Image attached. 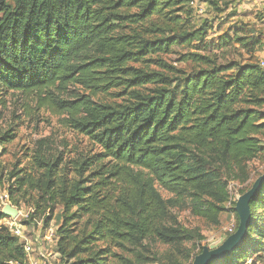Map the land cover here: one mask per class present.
Segmentation results:
<instances>
[{
  "label": "trees",
  "instance_id": "obj_1",
  "mask_svg": "<svg viewBox=\"0 0 264 264\" xmlns=\"http://www.w3.org/2000/svg\"><path fill=\"white\" fill-rule=\"evenodd\" d=\"M206 2L217 11V1ZM191 4L0 0V92L35 95L40 109L99 148L70 159L52 154L41 139L30 168L8 174L12 206L36 193V211L62 207L56 250L63 264H145V240L166 246L191 240L189 231L163 224L169 208L187 195L193 215L217 225L228 192L205 167L235 164L243 171L264 151V69L258 62L218 65L190 52L183 61L194 71L172 85L173 68L154 60L205 38V26L184 24L192 18ZM263 36L264 30L254 40L259 52ZM228 43L223 39L221 47ZM68 85L84 93L63 98ZM11 140L9 133L0 135V145ZM158 188L173 198L165 200ZM252 201L250 207L264 204V185ZM257 228L248 224L247 240L221 264H237ZM26 259L23 245L0 225V264Z\"/></svg>",
  "mask_w": 264,
  "mask_h": 264
},
{
  "label": "rangeland",
  "instance_id": "obj_2",
  "mask_svg": "<svg viewBox=\"0 0 264 264\" xmlns=\"http://www.w3.org/2000/svg\"><path fill=\"white\" fill-rule=\"evenodd\" d=\"M206 1L192 0L191 6L194 10L192 18L184 21L185 26L189 28L197 29L205 26L207 28L205 38L189 47L183 45L172 47L169 53L154 57L155 61L163 62L164 65L173 68L175 73H168L172 85H175L181 76L187 77L194 71L192 64L183 61V56L190 52L211 56L218 65L233 63L236 66H242L256 64L259 60V51L257 46H254V40L264 30L263 2L260 0H215L218 5L216 11ZM136 30L142 31L143 28ZM223 39L229 40V43L221 47ZM151 66L154 68L155 65ZM75 93L84 92L77 85H68L62 97L67 98ZM98 98L105 102H119L109 96L99 95ZM35 100V95L0 92V135L9 133L12 136L10 142L0 145L2 176L0 213L5 204L11 205L7 194L8 174L14 170L30 168L29 161L39 140L47 139L48 148L52 154L56 156L63 154L65 158L70 159L99 151V148L85 137L63 127L60 118L52 111L40 109ZM262 111L264 112V108ZM259 139L264 148V139L262 137ZM190 161L193 159L191 158ZM205 169L212 170L219 182L225 184L228 192L225 211L219 215V223L215 226L209 225L202 218L193 215L192 199L185 195L181 206L169 208L168 216L163 224L189 231L191 240L182 241L176 246H166L145 240L141 249L146 257L145 264H193L197 256L204 251L217 250L235 234L240 227V219L236 211L238 200L251 190L257 179L264 175V151L258 158L246 162L242 168L243 171H238L235 164L230 167H205ZM263 185L264 183L257 192ZM158 190L165 200L173 198L163 189L158 188ZM36 195L32 193L25 201H21L18 207L11 205L17 209L19 215L15 219L9 217L1 219L0 225L6 227L12 235V227L21 228L22 236L16 238L20 244L28 243L31 247L29 255L25 253L27 258L25 264L31 262L63 264L56 250V230L62 222V207L56 206L52 213L48 210L40 213L33 206ZM254 196L248 204L249 219L241 244L250 235L249 232L247 233L248 224H255L258 228L252 230L250 236L252 242L248 240L245 245L246 253L237 264H264V204L255 203L250 207ZM231 224L233 230L229 233L225 229ZM49 232L55 235L50 240L47 239ZM197 234L202 236L201 241L197 240ZM220 259L210 263L221 264Z\"/></svg>",
  "mask_w": 264,
  "mask_h": 264
},
{
  "label": "water",
  "instance_id": "obj_3",
  "mask_svg": "<svg viewBox=\"0 0 264 264\" xmlns=\"http://www.w3.org/2000/svg\"><path fill=\"white\" fill-rule=\"evenodd\" d=\"M263 183H264V175L255 181L249 192H247L245 195L239 198L236 206V211L240 219V227L238 231L235 234H233L231 237H229L227 241H225V243L217 250L211 252L204 251L202 254L197 256L193 264H208L211 261L220 259L228 255L230 252H232L241 244V242L244 239L245 228L249 219L248 204ZM1 214L4 217H9L12 219L17 218V216L19 215L17 209L13 208L9 204H5L3 206L1 210Z\"/></svg>",
  "mask_w": 264,
  "mask_h": 264
},
{
  "label": "built area",
  "instance_id": "obj_4",
  "mask_svg": "<svg viewBox=\"0 0 264 264\" xmlns=\"http://www.w3.org/2000/svg\"><path fill=\"white\" fill-rule=\"evenodd\" d=\"M263 44H264V36H263ZM258 65H259L260 68H263L264 69V49L261 52H259ZM11 229L13 230V235L15 237L22 236L21 230H20L21 228L20 227L14 226ZM225 230L228 231L229 233H232L233 225L232 224L231 225H228ZM54 236L55 235H54L53 232H49L47 239L50 240V239L54 238ZM23 250H24V253H26V255H29V253L31 251V247L29 246L28 243L27 244L26 243L23 244ZM41 257H42V259L46 260V258H44L43 256H41ZM30 264H35V263L34 262H31Z\"/></svg>",
  "mask_w": 264,
  "mask_h": 264
},
{
  "label": "crops",
  "instance_id": "obj_5",
  "mask_svg": "<svg viewBox=\"0 0 264 264\" xmlns=\"http://www.w3.org/2000/svg\"><path fill=\"white\" fill-rule=\"evenodd\" d=\"M260 1H262V2H263V4H264V0H260Z\"/></svg>",
  "mask_w": 264,
  "mask_h": 264
}]
</instances>
